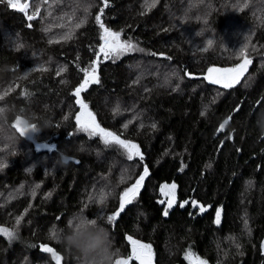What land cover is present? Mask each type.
Returning <instances> with one entry per match:
<instances>
[{"label":"trees","instance_id":"1","mask_svg":"<svg viewBox=\"0 0 264 264\" xmlns=\"http://www.w3.org/2000/svg\"><path fill=\"white\" fill-rule=\"evenodd\" d=\"M24 2L27 15L39 9L32 21L0 3V68L12 69L0 72V108L16 136L15 145L0 151L7 164L0 171V226L17 231L11 243L0 234V264H55L41 244L56 248L62 264H75L49 230L77 211L108 227L120 253L115 259L131 254V235L152 245L153 264H189V249L208 264H264V134L255 124L264 110V0H155L154 7H148L153 0H109L106 26L144 51L102 61L101 84L80 98L102 127L140 145L142 162L77 129L74 92L80 68L99 55L94 17L102 0ZM81 20L87 22L76 28ZM65 34L72 38L61 39ZM244 43L252 63L239 84L224 89L204 79L211 66L240 63L234 53ZM17 117L37 126L33 139L13 127ZM44 144L49 148H38ZM62 155L71 158L67 165ZM144 165L149 176L139 196L118 223L107 224ZM165 183L177 185L166 217L159 203ZM101 191L108 194L104 205L97 202Z\"/></svg>","mask_w":264,"mask_h":264},{"label":"snow or ice","instance_id":"2","mask_svg":"<svg viewBox=\"0 0 264 264\" xmlns=\"http://www.w3.org/2000/svg\"><path fill=\"white\" fill-rule=\"evenodd\" d=\"M5 0H0V3H4ZM35 0H33V3ZM46 2V0H45ZM7 5L20 12L24 13L27 16L29 21L34 20L39 14V9L37 8L36 12L32 15H27L30 4L28 2H24V0H6ZM103 7L99 9V13L95 15V22L98 24L100 29L99 39L102 43L99 46L96 60H94L88 67L80 68V71L83 73L82 83L79 84L78 87L75 88L74 96L76 97V103L79 105L81 111L76 116V123L79 126L78 131L86 133L89 138L98 137L100 141L105 145V147H116L117 150H122L121 155H124L128 161H134L138 158L140 162L144 161L145 157L140 149V145L133 142L129 139H122L121 135L117 134L114 131L108 130L105 127H102L101 124L97 121L96 115L93 111L89 109L88 103L81 99V93L87 92L90 86L92 85H100L101 79L99 75L100 65L102 61L112 60L113 63L121 56L126 55L129 52H143L144 49L138 47L137 44L133 43L131 39H121V32L113 31L110 27L106 26L104 20L102 19L105 9H107L109 5V0H102ZM155 0L148 7H154ZM247 5H245L246 7ZM90 7V6H89ZM85 12H88V8H85ZM86 20H81L79 23L75 25L76 28H80ZM62 26V25H61ZM31 27V24H29ZM50 29H46L48 31ZM197 35H202V33H197ZM71 34H65L61 39L67 41L71 39ZM247 39V38H245ZM54 43H59V40L50 41ZM209 48L213 45V40L209 39L207 41ZM19 48H23L24 45L20 44ZM248 43H244L239 46L238 50L234 53L236 56L242 59V62L236 65L235 67H209L207 69V75L204 76V79L207 80L212 85H220L224 89L233 88L235 85L241 82V79L244 77L245 73L248 71L249 65L252 63V60L248 57ZM204 51H208V48H205ZM151 55H156V53H151ZM102 57V60H101ZM44 70L46 69H39ZM66 71V68H61L57 75H60V72ZM6 94V93H5ZM27 94V93H26ZM3 99V96H0V100ZM0 111H4L3 108H0ZM114 111H118L114 109ZM203 115V113H202ZM68 119V117H65ZM230 119V118H229ZM229 123V120L226 119L221 125L220 130H223L225 125ZM21 120L17 117L16 123L13 125L16 128V131L19 133L21 137H29V133H35L38 131V128L35 124H25L23 127L20 126ZM143 125H141L142 127ZM156 127L155 124H152V128ZM124 128L127 129L128 125L125 124ZM39 147L49 148V145H39ZM53 148L55 146H52ZM211 165H208L210 167ZM5 167H7L6 163H0V171H2ZM183 168H181V171ZM27 171H31V169H27ZM149 176V168L147 165L143 167V174L139 176L136 182L129 188H127L119 197V208L112 214L106 216V222L109 225H115L118 223V219L121 217L122 213H124L126 209V205H130L137 199L140 194L141 188L144 186L145 179ZM249 186H251V181L248 182ZM39 187V185H37ZM176 190L177 185L175 183L172 184H163L160 187V193L165 199L160 200L159 203L162 205H166L163 209V215L166 217L169 215L170 210L173 208L175 200H176ZM35 196V192L32 193ZM107 195L101 191L98 199V203L101 205L105 204L107 199ZM189 203L188 200L183 201L179 204V207L184 208L185 205ZM193 206H197L198 202L196 200L191 201ZM199 211L204 213L207 211V208L203 205H198ZM87 207V205H85ZM215 223L219 225L221 223V209H217L215 213ZM22 217L17 218L16 224L20 225ZM245 227L247 228V220L244 221ZM250 232V229H249ZM0 234H3L8 241L11 243L15 239H17V231L13 229H9L7 227L0 226ZM128 242L131 245V254L126 257H121L115 260V264H131L132 261L138 262V264H153L154 261V253L152 249V245L149 243H142L137 239H133L131 235L127 237ZM35 247V246H33ZM239 247V245H237ZM40 251L45 254H50L51 260L55 262V264H62L64 257L62 254L54 247L49 246L48 244L39 245ZM185 260L189 261V264H208L207 260L202 259L190 249L185 252Z\"/></svg>","mask_w":264,"mask_h":264},{"label":"clouds","instance_id":"3","mask_svg":"<svg viewBox=\"0 0 264 264\" xmlns=\"http://www.w3.org/2000/svg\"><path fill=\"white\" fill-rule=\"evenodd\" d=\"M6 71L12 69L0 68V72ZM6 119V113L0 111V151H6L16 143V136L6 124ZM255 124L264 133V110L257 113ZM70 159L67 155L61 156L64 165ZM0 163H5V157L0 156ZM49 238L74 257L75 264H115V258L120 255L108 227L100 219L89 217L82 211L73 212L64 226H53L49 230Z\"/></svg>","mask_w":264,"mask_h":264},{"label":"rangeland","instance_id":"4","mask_svg":"<svg viewBox=\"0 0 264 264\" xmlns=\"http://www.w3.org/2000/svg\"><path fill=\"white\" fill-rule=\"evenodd\" d=\"M241 62H242V60L240 61V63H241ZM238 64H239V63H238ZM238 64H237V65H238ZM235 66H236V65H235ZM235 66H233V67H235ZM211 67H219V66H211ZM206 75H207V72H206L205 76H206ZM81 83H82V82H81ZM78 106H79V105H78ZM89 109H90V108H89ZM90 110H91V109H90ZM80 111H81V109H80V107H79V112H78V114L80 113ZM78 114H77V115H78ZM77 115H76V116H77ZM16 120H17V119L14 120V124L16 123ZM20 120H21V124H20L21 127H23L25 124H28L24 119L20 118ZM75 120H76V118H75ZM76 124H77V123H76ZM29 125H30V124H29ZM78 127H79V126L77 125V129H78ZM35 133H36V132H35ZM35 133H29V138L33 139V136H34ZM41 148H43V147H41ZM169 184H170V183H169ZM163 197H164V196H163ZM164 198H165V197H164Z\"/></svg>","mask_w":264,"mask_h":264},{"label":"bare ground","instance_id":"5","mask_svg":"<svg viewBox=\"0 0 264 264\" xmlns=\"http://www.w3.org/2000/svg\"><path fill=\"white\" fill-rule=\"evenodd\" d=\"M264 134V133H263ZM261 246H262V249H263V252H264V237H263V239H262V241H261Z\"/></svg>","mask_w":264,"mask_h":264},{"label":"flooded vegetation","instance_id":"6","mask_svg":"<svg viewBox=\"0 0 264 264\" xmlns=\"http://www.w3.org/2000/svg\"><path fill=\"white\" fill-rule=\"evenodd\" d=\"M221 216H222V212H221ZM261 241H262V239H261ZM261 243V242H260ZM260 254H262V249L260 250ZM263 255V254H262Z\"/></svg>","mask_w":264,"mask_h":264}]
</instances>
